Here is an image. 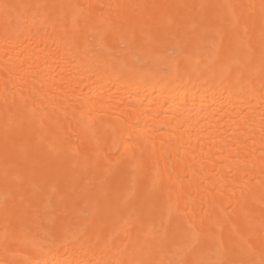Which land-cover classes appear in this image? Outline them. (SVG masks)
Segmentation results:
<instances>
[{
    "label": "bare ground",
    "instance_id": "bare-ground-1",
    "mask_svg": "<svg viewBox=\"0 0 264 264\" xmlns=\"http://www.w3.org/2000/svg\"><path fill=\"white\" fill-rule=\"evenodd\" d=\"M0 264H264V0H0Z\"/></svg>",
    "mask_w": 264,
    "mask_h": 264
}]
</instances>
